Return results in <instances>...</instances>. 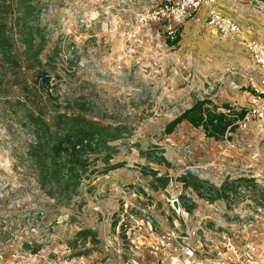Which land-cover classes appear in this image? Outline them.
Here are the masks:
<instances>
[{
	"label": "rangeland",
	"instance_id": "374dc122",
	"mask_svg": "<svg viewBox=\"0 0 264 264\" xmlns=\"http://www.w3.org/2000/svg\"><path fill=\"white\" fill-rule=\"evenodd\" d=\"M165 1L39 0L34 23L42 30L34 42L38 56L28 54L18 34L8 57L0 52V264H62L80 256L91 264H129L131 242L125 228L118 229L122 220L134 226L128 215L148 217L159 232L173 228L177 218L168 203L169 192L152 189L151 171L178 181L191 176L207 189L241 177L253 178L264 188V135L255 128L225 141L208 139L188 123L172 135L165 133L166 125L198 99L209 98L218 106L252 105L246 82L252 68L245 64L243 46L211 28L208 20L185 21L176 47L168 46L164 36L147 37L146 31L138 40L130 39L138 15ZM241 3L264 17L263 1ZM189 21L195 22L185 29ZM42 71L54 80L51 96L66 106L61 110L78 111L84 102L90 118L123 130L110 151L92 156V168L102 172L108 153L111 164L124 167L84 180L69 204L38 190L25 155L31 140V130L24 127L29 108H5L6 100L28 101L52 119L59 108L38 88ZM126 189L127 198L132 190L140 194L129 200L128 213L121 199ZM183 190L190 196L184 195L181 203L195 206L189 212L192 223L264 236V217L255 218L254 211L264 213L259 192L243 188L229 201L212 202L209 192L202 197L190 188ZM87 230L96 237L80 235ZM37 246L41 250L34 253Z\"/></svg>",
	"mask_w": 264,
	"mask_h": 264
},
{
	"label": "trees",
	"instance_id": "16d2710c",
	"mask_svg": "<svg viewBox=\"0 0 264 264\" xmlns=\"http://www.w3.org/2000/svg\"><path fill=\"white\" fill-rule=\"evenodd\" d=\"M39 6V0H0V52L4 56L8 57L10 54L15 34L22 37L28 54L38 56L39 52L35 53L34 42L36 33L42 30L34 23L40 14ZM180 41L179 31L176 38L167 40V43L170 47H176ZM37 81L38 88H42L48 100L59 108L52 119L47 120L43 110L37 112L35 108H31L28 101L22 103L20 100L15 102L6 100L5 108L21 105L29 108L26 114L27 124L24 127L31 130V140L25 155L36 177L38 190L62 204L64 202L69 204L79 195V188L84 180L90 179V176L95 174L106 175L124 167V163L111 164L112 155L108 153L103 159L105 168L102 172L92 168L95 161L92 156L101 151H110V144L123 137V130L90 118L86 113L84 102H81L78 111L61 110L66 106L60 104L59 98L54 100L51 96L55 86L52 76L42 71ZM245 114V108H237L230 103L218 106L209 98L198 99L190 108L166 125L165 133L172 135L180 125L188 123L193 128L202 129L208 139L225 141L230 139L231 134L236 133L238 122L244 119ZM149 175L153 178L151 187L154 191L167 188L170 181L168 176H160L158 171H151ZM179 181L185 188H191L202 197L205 191L209 192L208 197L212 202L222 199L229 201L243 188L249 190L251 194L259 192V199L264 201V188L260 187L253 178H228L220 188L210 189L206 188L205 183L191 176L180 177ZM194 207H186V209L193 211ZM80 235L85 238L89 235L95 236L90 230L82 231ZM40 250L41 246H37L34 253Z\"/></svg>",
	"mask_w": 264,
	"mask_h": 264
},
{
	"label": "built area",
	"instance_id": "2783aa9c",
	"mask_svg": "<svg viewBox=\"0 0 264 264\" xmlns=\"http://www.w3.org/2000/svg\"><path fill=\"white\" fill-rule=\"evenodd\" d=\"M217 1L161 2L138 15L136 27L129 37L138 40L139 34L146 31L147 37L153 38L154 28H157L166 40H174L185 21L194 18L202 7L208 6V25L221 35L241 42L256 67L247 76L248 95L252 105L246 108L245 117L238 122L236 132L255 128L264 135V42L250 39L248 32L237 21L217 9ZM183 187L184 184L178 179H170L165 189L170 194L168 203L177 215L173 228L157 232L158 225L155 226L148 217L137 220L133 214L128 217L135 223L134 226H129L125 220L118 224L119 230L121 227L125 228L131 242L129 264H264V236L261 233L255 234L253 231L251 235L245 230H235L232 226L214 230L203 222L192 223L190 211L181 203L184 195L190 196L189 192H184ZM190 190L192 191L191 188ZM126 192L129 189L121 192V199H124L123 209L128 213L132 207L129 200L137 199L140 194L132 190L127 198ZM188 199L191 203H196L195 198ZM254 211L257 212L255 218L264 217L262 210ZM254 223L258 224V221L255 220ZM256 224H251L250 228ZM89 261L85 256H80L66 259L62 264H91Z\"/></svg>",
	"mask_w": 264,
	"mask_h": 264
},
{
	"label": "crops",
	"instance_id": "0c3cea01",
	"mask_svg": "<svg viewBox=\"0 0 264 264\" xmlns=\"http://www.w3.org/2000/svg\"><path fill=\"white\" fill-rule=\"evenodd\" d=\"M241 1L242 0H218L217 9L224 15L237 21L244 28V30L248 32V37L250 39L261 40L264 42V17L260 16L259 13H256L255 10H252L247 4H242ZM208 17H209V7L204 6L199 10L196 16L192 19H196V22L200 21L199 23H201V22H205L206 20H208ZM190 22H195V21H189L185 25V29L187 28V25ZM185 29H184V32H185ZM152 35H153V38L155 37L157 39L159 36L161 37L163 33L159 32L157 28H154V32ZM239 43L243 46L241 50L245 56L244 58L245 64L249 63L248 65H250V68H252V71H249L248 74L251 72H254L256 70V67L253 64L250 58V55L248 54L245 46L241 42ZM247 76H246V82L248 80ZM247 85H248V82H247ZM96 183L97 182H95V180L91 182L92 186H95ZM133 184L136 185L134 182Z\"/></svg>",
	"mask_w": 264,
	"mask_h": 264
}]
</instances>
